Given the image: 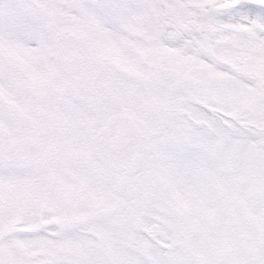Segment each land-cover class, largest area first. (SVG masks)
Wrapping results in <instances>:
<instances>
[{
	"label": "snow or ice",
	"instance_id": "obj_1",
	"mask_svg": "<svg viewBox=\"0 0 264 264\" xmlns=\"http://www.w3.org/2000/svg\"><path fill=\"white\" fill-rule=\"evenodd\" d=\"M0 264H264V0H0Z\"/></svg>",
	"mask_w": 264,
	"mask_h": 264
}]
</instances>
